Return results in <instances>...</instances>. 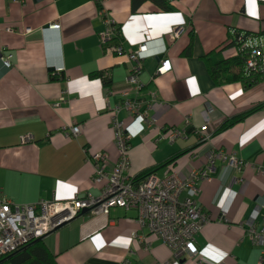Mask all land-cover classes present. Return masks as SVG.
I'll use <instances>...</instances> for the list:
<instances>
[{
	"label": "crops",
	"instance_id": "crops-1",
	"mask_svg": "<svg viewBox=\"0 0 264 264\" xmlns=\"http://www.w3.org/2000/svg\"><path fill=\"white\" fill-rule=\"evenodd\" d=\"M104 3L121 28L119 53L101 44L104 17L93 0H0V199L29 204L100 194L92 155L104 152L110 169L118 160L112 109L128 90V53L148 41L152 50L165 49L143 60L140 89L125 96L151 120L129 140L128 176L154 169L157 176L169 170L184 178L206 169L196 196L208 217L195 240L203 264H260L261 249L246 224L264 230V104L219 128L264 103V75L247 87L216 84L202 56L223 48L235 30L264 42V0H171L166 12L150 0ZM51 23L59 29L48 28ZM160 59L170 69L155 74ZM116 116L128 124L132 113L120 108ZM207 121L208 137L200 140L197 131ZM74 123L81 131L73 137ZM173 130L183 136L170 140ZM24 135L30 139L22 141ZM215 150L243 163H210ZM136 215L133 208L88 211L42 240L54 264H184Z\"/></svg>",
	"mask_w": 264,
	"mask_h": 264
},
{
	"label": "built area",
	"instance_id": "built-area-1",
	"mask_svg": "<svg viewBox=\"0 0 264 264\" xmlns=\"http://www.w3.org/2000/svg\"><path fill=\"white\" fill-rule=\"evenodd\" d=\"M93 2L97 5L99 14L104 17V29L100 33L101 44L109 43L112 50L122 51L121 46L111 41L116 24L107 17L105 0H93ZM59 26V23H51L48 28L59 29ZM179 31V29L174 30V36H177ZM259 40L254 38V35L246 38L245 44L250 49L246 65L251 70L264 69V42ZM164 49L163 47L159 50H152L148 47V41H145L127 55L128 90L122 92L125 98L123 104L115 106L110 117L114 140L119 150L118 160L110 169L104 152H96L92 155V179L94 183L101 184L100 194L66 201L42 200L29 204H16L7 199H0V256L11 253L35 239L42 238L58 226L75 218L82 210H87L92 214H104L112 207H121L126 210L135 209L137 223L159 237L174 254L184 260V264L204 263L195 240L197 232L208 220L207 215L198 205L196 197L200 192L198 183L208 179L206 169L191 171L184 178L179 177L175 172L166 170L161 176L151 173L136 183L132 182L128 176L129 140L142 132L145 123L147 124L150 119L146 110L140 111L138 103L125 96L131 89H140L139 73L142 70L143 60L161 54ZM3 62L8 67V60H3ZM169 69V60L160 59L155 74H162ZM120 108L132 113L128 124H123L117 119L116 113ZM207 125L208 121L197 131L200 140L208 137L205 133ZM80 129L81 125L74 123L68 132L74 137L81 131ZM182 136L183 133L177 130L169 133L170 140ZM29 139L30 137L26 135L21 137L22 141ZM215 159L226 160L236 167L243 163L242 160L233 155H227L221 150H215L209 155L210 163ZM222 212L225 213L224 210ZM246 225L249 236L261 249L260 264H264V230L255 231L250 222Z\"/></svg>",
	"mask_w": 264,
	"mask_h": 264
},
{
	"label": "trees",
	"instance_id": "trees-1",
	"mask_svg": "<svg viewBox=\"0 0 264 264\" xmlns=\"http://www.w3.org/2000/svg\"><path fill=\"white\" fill-rule=\"evenodd\" d=\"M136 1L139 2L141 0ZM150 1L154 3L162 12L170 11L172 8L170 3L171 0ZM113 31L114 35L112 36L111 41H113L115 45L121 46L122 49V34L120 26L116 24ZM247 36H249L248 32H242L239 30L232 31L226 42L223 44V48H219V50H211L202 56L209 75L216 84L238 81L241 82L243 86L247 87L257 83L263 78L264 69L256 68L251 70L246 65L247 55L250 50L245 44ZM230 48L235 49V53L231 56H223L222 52ZM113 52L119 53V51L115 50H113ZM190 52V47L188 46L183 50L182 54L189 55ZM99 74L101 76V73ZM99 74L97 75L99 76ZM104 76L101 78L103 83L107 85L109 81ZM263 104L264 103L253 106L246 112L241 113L236 117L227 119L220 126L219 130L232 126L234 123L242 120L246 115L261 107ZM154 172V169L144 170L138 175L132 177L131 180L134 183L139 182L145 176ZM54 262L55 254L49 251L43 240L34 242L31 241L11 253L0 256V264H54Z\"/></svg>",
	"mask_w": 264,
	"mask_h": 264
},
{
	"label": "water",
	"instance_id": "water-1",
	"mask_svg": "<svg viewBox=\"0 0 264 264\" xmlns=\"http://www.w3.org/2000/svg\"><path fill=\"white\" fill-rule=\"evenodd\" d=\"M45 27H46V26H45ZM87 212H88L87 210H82L80 214L87 213ZM58 227H60V226H58ZM58 227H57V228H58ZM57 228H56V229H57ZM38 240H42V238L35 239V240H33V242H34V241H38Z\"/></svg>",
	"mask_w": 264,
	"mask_h": 264
},
{
	"label": "rangeland",
	"instance_id": "rangeland-1",
	"mask_svg": "<svg viewBox=\"0 0 264 264\" xmlns=\"http://www.w3.org/2000/svg\"><path fill=\"white\" fill-rule=\"evenodd\" d=\"M263 39H260V42L262 41Z\"/></svg>",
	"mask_w": 264,
	"mask_h": 264
},
{
	"label": "clouds",
	"instance_id": "clouds-1",
	"mask_svg": "<svg viewBox=\"0 0 264 264\" xmlns=\"http://www.w3.org/2000/svg\"><path fill=\"white\" fill-rule=\"evenodd\" d=\"M80 213H81V212H80ZM80 213H79V214H80ZM55 229H56V228H55Z\"/></svg>",
	"mask_w": 264,
	"mask_h": 264
}]
</instances>
